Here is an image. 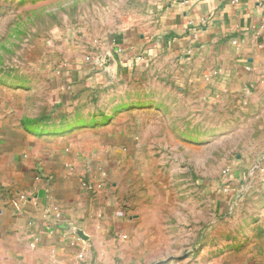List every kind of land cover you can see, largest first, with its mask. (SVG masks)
I'll return each instance as SVG.
<instances>
[{
    "label": "crops",
    "instance_id": "crops-1",
    "mask_svg": "<svg viewBox=\"0 0 264 264\" xmlns=\"http://www.w3.org/2000/svg\"><path fill=\"white\" fill-rule=\"evenodd\" d=\"M184 1L116 0L127 28L88 54L108 55L103 67L67 52L50 80L0 84V264H115L132 228L120 165L165 113L149 99L234 101L264 131V0Z\"/></svg>",
    "mask_w": 264,
    "mask_h": 264
},
{
    "label": "rangeland",
    "instance_id": "rangeland-1",
    "mask_svg": "<svg viewBox=\"0 0 264 264\" xmlns=\"http://www.w3.org/2000/svg\"><path fill=\"white\" fill-rule=\"evenodd\" d=\"M116 5L0 0V84L50 80L69 52L88 62L95 38L127 28L111 16ZM41 93L46 103L47 84ZM149 101L165 113L147 118L148 144L120 165L116 190L132 228L113 244L115 264H264V186L255 180L264 131L253 110L217 98Z\"/></svg>",
    "mask_w": 264,
    "mask_h": 264
},
{
    "label": "built area",
    "instance_id": "built-area-1",
    "mask_svg": "<svg viewBox=\"0 0 264 264\" xmlns=\"http://www.w3.org/2000/svg\"><path fill=\"white\" fill-rule=\"evenodd\" d=\"M184 1V0H183ZM233 2H238L239 0H232ZM185 2V1H184ZM108 55H104V56H97L95 58L91 57V56H87L86 57V60L87 61H93L96 62V64L99 66V67H103L107 62H108ZM75 239L73 240L74 242L76 241H79V237L74 235ZM84 256V252H80L79 253V257H83Z\"/></svg>",
    "mask_w": 264,
    "mask_h": 264
}]
</instances>
